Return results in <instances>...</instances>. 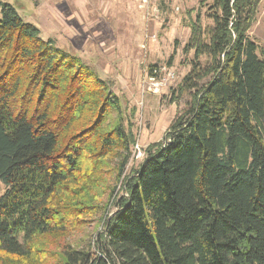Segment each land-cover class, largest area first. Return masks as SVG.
Here are the masks:
<instances>
[{
	"label": "trees",
	"instance_id": "16d2710c",
	"mask_svg": "<svg viewBox=\"0 0 264 264\" xmlns=\"http://www.w3.org/2000/svg\"><path fill=\"white\" fill-rule=\"evenodd\" d=\"M208 1L211 24L197 12L183 48L188 109L126 175L119 97L0 0V264H264V46L249 35L261 0ZM92 215L96 253L39 241Z\"/></svg>",
	"mask_w": 264,
	"mask_h": 264
},
{
	"label": "rangeland",
	"instance_id": "374dc122",
	"mask_svg": "<svg viewBox=\"0 0 264 264\" xmlns=\"http://www.w3.org/2000/svg\"><path fill=\"white\" fill-rule=\"evenodd\" d=\"M4 1L16 9L21 20L36 26L43 40L51 39L56 48L94 69L119 97L127 116L125 129L134 138L124 170L130 174L144 161L148 146L164 143L168 126L188 109L191 92L180 93V85L193 58L192 52L186 55L183 48L197 12L202 26L211 24L205 15L210 1L202 6L201 0ZM38 3L43 10L36 9ZM251 28L250 37L264 43L261 27L253 24ZM206 62L201 56L199 64ZM152 66L155 69L150 74ZM3 193L0 182V195ZM116 193L122 194L119 186ZM113 204L107 208L108 215L114 210ZM83 217L66 225L64 236L54 241L41 237L39 241L50 243L47 247L56 254L65 244L90 245L96 253L94 243L102 233L103 222L93 215ZM38 255L33 256L34 264L56 263L55 255L47 259Z\"/></svg>",
	"mask_w": 264,
	"mask_h": 264
},
{
	"label": "crops",
	"instance_id": "0c3cea01",
	"mask_svg": "<svg viewBox=\"0 0 264 264\" xmlns=\"http://www.w3.org/2000/svg\"><path fill=\"white\" fill-rule=\"evenodd\" d=\"M34 2H35V0H34ZM35 6H37L36 9L39 8V9L43 10L42 5H40L39 3L36 4ZM256 19L257 20H255V22L253 24L254 25H257L258 24L259 27H261V29L264 31V0H261V2L259 4L258 10H257V17H256ZM253 30L254 29L251 28V30H250L249 33L252 34L253 33ZM260 36L264 39V32H260ZM253 39L259 45L264 46V43L260 42V40L258 39V37L256 39L255 38H253Z\"/></svg>",
	"mask_w": 264,
	"mask_h": 264
},
{
	"label": "built area",
	"instance_id": "2783aa9c",
	"mask_svg": "<svg viewBox=\"0 0 264 264\" xmlns=\"http://www.w3.org/2000/svg\"><path fill=\"white\" fill-rule=\"evenodd\" d=\"M154 78V77H153Z\"/></svg>",
	"mask_w": 264,
	"mask_h": 264
}]
</instances>
